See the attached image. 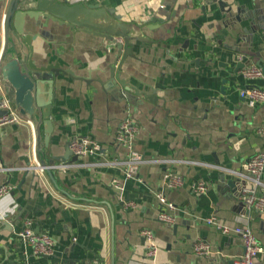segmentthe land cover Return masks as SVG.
Segmentation results:
<instances>
[{
  "label": "crops",
  "instance_id": "1",
  "mask_svg": "<svg viewBox=\"0 0 264 264\" xmlns=\"http://www.w3.org/2000/svg\"><path fill=\"white\" fill-rule=\"evenodd\" d=\"M59 1L103 6L139 37L123 43L118 57L115 42L65 24L50 21L33 31V61L51 68L52 77L42 98H51L53 129L49 145L42 142L36 152L59 188L33 168V124L12 106L20 121L0 125V185L11 187L0 198V218L11 226L0 227V264H233L242 239L206 223L211 216L227 226H250L264 248V213L239 200L249 185L245 163L264 152L258 134L264 104L250 106L239 95L264 85L241 73L264 65V0ZM114 61L133 91L112 78ZM128 114L139 128L134 148L143 163L119 194L109 183L122 173L104 163L126 156L115 132ZM76 137L96 140L100 153L75 156L68 143ZM168 173L182 185L163 189ZM198 181L207 186L204 194L192 190ZM162 189L174 206L171 223L158 219L155 194ZM26 220L52 238V255H34L17 236ZM144 228L154 235V262L146 256ZM198 242L210 253L197 254ZM254 264H264V252Z\"/></svg>",
  "mask_w": 264,
  "mask_h": 264
},
{
  "label": "water",
  "instance_id": "2",
  "mask_svg": "<svg viewBox=\"0 0 264 264\" xmlns=\"http://www.w3.org/2000/svg\"><path fill=\"white\" fill-rule=\"evenodd\" d=\"M50 21L58 25L65 24L73 31L87 32L115 42L118 57L121 56L119 51L123 43L128 45L131 38L139 37L136 29L121 21L119 16L111 15L100 5L67 4L59 0H0V90L18 114L32 122L38 152L42 151V142L45 146L49 145L53 129L51 98H42V88L45 84H50L52 77L51 68L38 66L33 61L31 42L35 38L33 31L45 27ZM115 65L116 61L110 67L114 81L124 91H133L125 80L119 78L120 64L116 68ZM262 70L264 71V65ZM39 165L59 188L51 165L45 159L39 160ZM3 226L8 230L11 228L7 220L0 218V227Z\"/></svg>",
  "mask_w": 264,
  "mask_h": 264
},
{
  "label": "built area",
  "instance_id": "3",
  "mask_svg": "<svg viewBox=\"0 0 264 264\" xmlns=\"http://www.w3.org/2000/svg\"><path fill=\"white\" fill-rule=\"evenodd\" d=\"M264 38V29L262 30ZM243 77L248 79L261 78L264 80L263 70L256 65H249L241 70ZM239 95L250 106L264 104V85L252 86L240 90ZM0 109H4L5 113L0 115V125L7 123H17L20 121L19 115L8 102L7 98L0 99ZM138 125L131 115L125 116L118 124L115 132V141L126 150V156L123 160L115 159L104 164H109L113 168H118L122 173V178L113 177L110 180V186L119 194L124 190V181L134 178L138 167L143 163V158L134 148V141L138 133ZM258 134L264 136V123L258 128ZM68 149L77 157L94 156L100 153L102 146L94 139L87 137H76L69 141ZM33 168L42 170L39 165V159L36 152L35 144L32 147ZM101 164V163H100ZM98 165V164H97ZM59 168L65 169V164H59ZM245 178L248 179L249 185L240 189L239 200L244 208L248 211H256L264 213V183L262 177L264 175V152L252 155L245 163ZM183 180L180 176L168 173L163 182V189H174L182 185ZM163 189L156 192V198L159 204L158 219L162 222L171 223L172 215L169 213L173 209V203L167 200L163 193ZM11 187L8 184L0 185V198L8 194ZM192 190L196 194H204L207 186L204 182L198 181L193 183ZM125 206L132 207V201H122ZM206 223L213 225L223 234H236L242 239V250L233 257V264H254L255 259L260 253L264 252L256 239L250 226H227L217 221L216 217L206 218ZM144 238L146 246V256L151 262L155 261L157 254V246L154 235L150 229L144 228L140 232ZM17 236L30 246L34 255L50 256L53 254L54 242L52 238L44 232L38 233L31 228V221L26 220L22 230ZM195 252L200 255L210 253L207 244L198 242L194 246ZM89 264V263H87ZM184 264V263H176Z\"/></svg>",
  "mask_w": 264,
  "mask_h": 264
}]
</instances>
